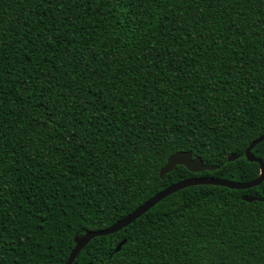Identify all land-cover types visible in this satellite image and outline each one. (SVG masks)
Returning <instances> with one entry per match:
<instances>
[{"label": "trees", "instance_id": "trees-1", "mask_svg": "<svg viewBox=\"0 0 264 264\" xmlns=\"http://www.w3.org/2000/svg\"><path fill=\"white\" fill-rule=\"evenodd\" d=\"M262 135L264 0H0V264H66L191 177L253 181ZM180 151L220 169L161 179ZM244 197L264 182L182 189L73 264H264Z\"/></svg>", "mask_w": 264, "mask_h": 264}, {"label": "water", "instance_id": "water-1", "mask_svg": "<svg viewBox=\"0 0 264 264\" xmlns=\"http://www.w3.org/2000/svg\"><path fill=\"white\" fill-rule=\"evenodd\" d=\"M264 142V135L260 136L258 139L253 141L251 145L247 148L245 156L249 162H255L260 166V175L253 181L250 182H236L227 179L215 178L213 176H197L191 177L180 182H177L167 189L159 192L154 197L149 199L131 214L126 216L125 218L119 220L114 225L104 230L99 231H90L81 236H76L74 238L75 247L70 253V256L66 262V264H73L79 254L83 251V249L95 238L108 236L123 230L130 226L133 222L139 219L141 216L146 214L149 210L155 207L159 202L169 197L170 195L192 186L198 185H207V186H220L226 187L232 190H246L254 187L260 186L264 182V161L263 159L256 157L252 154L253 149L260 143ZM238 159L236 155H232L229 157L228 162H234ZM184 166L188 169L189 172L194 174H201L204 172H214L220 167L207 166L204 164L200 157L194 158L190 152L180 151L172 156H170L167 160L165 166L160 170V178L163 179L167 174L172 173L176 167ZM244 201L253 202V201H264V198L258 197H244ZM126 243V240L121 242L117 248L115 249V253L121 251L123 245Z\"/></svg>", "mask_w": 264, "mask_h": 264}]
</instances>
